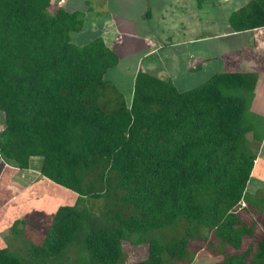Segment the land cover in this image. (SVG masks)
Here are the masks:
<instances>
[{
    "label": "trees",
    "instance_id": "1",
    "mask_svg": "<svg viewBox=\"0 0 264 264\" xmlns=\"http://www.w3.org/2000/svg\"><path fill=\"white\" fill-rule=\"evenodd\" d=\"M52 5L0 0V156L20 171L39 159L40 176L76 200L39 244L0 249V264H126L124 242L147 244L132 264H192L204 252L264 264V199L248 190L258 160L248 137L264 141L258 74L214 71L179 91L139 70L127 100L105 80L117 54L101 37L74 44L84 14ZM229 25L264 27V0Z\"/></svg>",
    "mask_w": 264,
    "mask_h": 264
},
{
    "label": "crops",
    "instance_id": "2",
    "mask_svg": "<svg viewBox=\"0 0 264 264\" xmlns=\"http://www.w3.org/2000/svg\"><path fill=\"white\" fill-rule=\"evenodd\" d=\"M51 1L53 3L51 11H53L54 2H56L58 7L69 11H81L84 14L82 28L72 34L71 39L74 44L77 45L82 41V45H84L86 42L101 37L106 46L118 56L119 63L115 68L124 65L125 72L134 74L133 79L140 70L162 80L171 79L174 81L168 75L167 66L157 56L165 45L177 48L198 44L201 50V44L204 42L220 41V44H217V47L221 48L220 53H216V58L214 57L215 60H219L215 64V69L222 67V72H256L258 80L254 90L252 111L264 117V27L233 32L229 25L230 14L238 12L251 0H215L211 6L213 10H216L212 21L207 20L208 12L203 10L202 5H195L193 0L192 3L185 0ZM227 4H234V8H230V14H226L223 18L222 12ZM204 21L206 24L210 22L209 25L216 27L224 25L226 28L222 27L221 30L218 29V32L211 29L208 31V26L204 24ZM76 39L79 41H75ZM232 40L234 45L231 43L221 47L222 41ZM200 61L201 58H194L192 64L200 63ZM201 63H205V60ZM1 128H3V121L0 125ZM251 141L253 140L251 139ZM257 144L259 147L255 153L258 160L255 163L256 169H254L253 176L257 175V170L258 173L260 171L259 163L264 165V141ZM9 169L14 172L9 178V182H15L17 179L25 180L23 184L26 187L22 188V191L37 179L36 177L30 181L29 174L35 173L36 176H40L37 172V165L28 171H21L25 174H21L20 170L11 166ZM16 172H19V176ZM14 197H10L6 202L13 201Z\"/></svg>",
    "mask_w": 264,
    "mask_h": 264
},
{
    "label": "rangeland",
    "instance_id": "3",
    "mask_svg": "<svg viewBox=\"0 0 264 264\" xmlns=\"http://www.w3.org/2000/svg\"><path fill=\"white\" fill-rule=\"evenodd\" d=\"M185 1L192 3V0ZM214 2L215 0H193L195 5H202L203 10L208 12L207 20L209 21L214 20L216 14V10H213L211 7ZM230 8H234V4L226 5L222 12L223 18H225L226 14H230ZM211 12L212 14H209ZM204 24L208 26V31L211 29L212 31L218 32V29L221 30L220 28L222 27L223 29L226 28L224 25L217 27L215 25H209L210 22L206 24L205 21ZM75 41L79 40L76 39ZM88 43L86 42V44ZM231 43H233V40L227 42L222 41L221 47L228 46ZM217 44L219 45L220 41L204 42L201 44V50L198 44L177 48L165 45L157 56L167 66L168 75L175 81L177 89L179 91H187L204 83V81L215 73L214 71L222 72V67H216L215 69V64L219 60H215L214 57L216 58V53L219 54L221 49L217 47ZM77 45L83 46L82 41L77 43ZM202 53L204 54L203 57ZM194 58H201L200 63L192 64ZM208 59L210 60L208 61ZM204 60L205 63H201ZM124 69L125 67L122 65L119 68L108 70L105 75V80L109 81L129 100L131 96V92L129 96V91L133 86L134 74L125 72ZM2 121L3 115L0 114V125ZM249 137L250 147L255 152L259 144L251 141ZM39 161V159L34 158L31 162L32 167L38 166L40 164ZM9 166L0 156V249L5 247L10 249L15 248L22 239H26L33 244H39L50 225L51 217L55 211L62 206L75 204L76 195L70 190L46 181L41 176H36L35 173L29 174V177L28 175L26 176L30 181L36 177L37 179L28 184V187L22 191V188L24 189L26 187L23 184L25 180L17 179L15 181L16 183L9 182V178L14 173L9 169ZM258 168L260 171L258 173L257 170V175H252L250 183L248 184V190L254 198L264 199V165L259 163ZM19 172H16L17 176H19ZM21 174L25 173L21 172ZM12 196H15L13 201L6 202ZM122 248L128 256L126 264L138 262L147 255V244L135 247L124 242ZM217 260V258L211 257L204 252L202 255L198 254V256H195L192 264H215Z\"/></svg>",
    "mask_w": 264,
    "mask_h": 264
},
{
    "label": "built area",
    "instance_id": "4",
    "mask_svg": "<svg viewBox=\"0 0 264 264\" xmlns=\"http://www.w3.org/2000/svg\"><path fill=\"white\" fill-rule=\"evenodd\" d=\"M243 206V205H242Z\"/></svg>",
    "mask_w": 264,
    "mask_h": 264
}]
</instances>
